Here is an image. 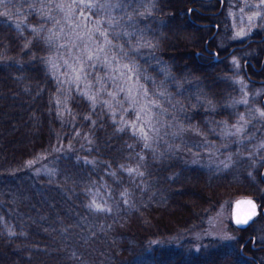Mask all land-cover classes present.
Segmentation results:
<instances>
[{
	"label": "trees",
	"instance_id": "1",
	"mask_svg": "<svg viewBox=\"0 0 264 264\" xmlns=\"http://www.w3.org/2000/svg\"><path fill=\"white\" fill-rule=\"evenodd\" d=\"M137 1V12L127 8L145 47L143 87L182 124L232 122L240 84L264 87L261 46L244 47L255 55L236 70L237 85L228 58L241 44L205 47L208 30L230 35L224 0ZM33 15L0 0V264H264V167L253 181L240 172L233 182L231 171L212 175L149 147L82 96L72 93L62 113L45 30ZM261 120L251 124L257 132ZM243 196L259 205L253 224L239 231L228 223L232 240L195 251L192 234Z\"/></svg>",
	"mask_w": 264,
	"mask_h": 264
},
{
	"label": "rangeland",
	"instance_id": "2",
	"mask_svg": "<svg viewBox=\"0 0 264 264\" xmlns=\"http://www.w3.org/2000/svg\"><path fill=\"white\" fill-rule=\"evenodd\" d=\"M14 1L27 14H36L39 18L33 16L45 30L44 37L51 51L48 65L58 85L62 113L68 109L67 101L72 93L82 96L92 105L104 107L121 128L141 137L149 147L162 146L169 154H177L185 165L199 167L212 175L231 171L233 182L238 180L240 172L253 181L256 170L264 167V132H257L259 124L251 126L256 120L264 119V108L260 105L264 87L247 92L239 83L236 71L242 65L252 66L249 58L255 55L253 51L236 48L235 54L228 58L235 74L224 73V76L240 84L242 90L232 107V122L218 125L205 118L206 122L198 123L197 129L177 121L175 111L172 113L167 104L164 108L152 88L145 89L140 83L143 75L138 63L145 47L127 8L131 6L137 12L140 1ZM222 3L230 22V35L218 37L214 44L223 48L231 43L243 46L247 41L261 40L254 43L261 46L263 66L264 0H224ZM208 31L211 36L218 32ZM216 58L218 53H212V60ZM203 128H208L210 133H201ZM232 202L228 208L215 210L204 227L192 234L199 242L194 246L195 251L207 240H232L234 234L230 227L236 229L230 217ZM263 239L264 235H260L259 240Z\"/></svg>",
	"mask_w": 264,
	"mask_h": 264
},
{
	"label": "water",
	"instance_id": "3",
	"mask_svg": "<svg viewBox=\"0 0 264 264\" xmlns=\"http://www.w3.org/2000/svg\"><path fill=\"white\" fill-rule=\"evenodd\" d=\"M262 105H264V99L262 100ZM248 201H251L252 203L249 204ZM252 205H255V207L253 208ZM258 214L259 206L256 200L251 197H240L232 202L230 217L233 226L237 230L248 229L252 225ZM238 220L241 221V223H237Z\"/></svg>",
	"mask_w": 264,
	"mask_h": 264
},
{
	"label": "bare ground",
	"instance_id": "4",
	"mask_svg": "<svg viewBox=\"0 0 264 264\" xmlns=\"http://www.w3.org/2000/svg\"><path fill=\"white\" fill-rule=\"evenodd\" d=\"M212 39V40H211ZM215 37L212 35H208L207 36V40H206V42H205V47L207 48V45L212 41V44L214 43V41H215Z\"/></svg>",
	"mask_w": 264,
	"mask_h": 264
},
{
	"label": "snow or ice",
	"instance_id": "5",
	"mask_svg": "<svg viewBox=\"0 0 264 264\" xmlns=\"http://www.w3.org/2000/svg\"><path fill=\"white\" fill-rule=\"evenodd\" d=\"M102 50V49H101ZM89 59H91V57H89ZM77 79H79V77H77ZM90 99H93V97H89ZM129 171H131V169L129 170ZM248 203L249 204H251L252 202L251 201H248ZM253 206V208L255 207V205H252ZM254 214V213H253ZM246 222V221H245ZM237 223H241V221H237Z\"/></svg>",
	"mask_w": 264,
	"mask_h": 264
},
{
	"label": "flooded vegetation",
	"instance_id": "6",
	"mask_svg": "<svg viewBox=\"0 0 264 264\" xmlns=\"http://www.w3.org/2000/svg\"><path fill=\"white\" fill-rule=\"evenodd\" d=\"M215 31H216V30H215ZM254 41L257 42V43H261V40H257V41H256V40H253V42H254ZM209 52H210V51H209ZM212 53H214V52L211 51V52H210V56H212ZM209 58H210V57H209Z\"/></svg>",
	"mask_w": 264,
	"mask_h": 264
}]
</instances>
